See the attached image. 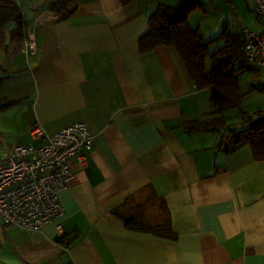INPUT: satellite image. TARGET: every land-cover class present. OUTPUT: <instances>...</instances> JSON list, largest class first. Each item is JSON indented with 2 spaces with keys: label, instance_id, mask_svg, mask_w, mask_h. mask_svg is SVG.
<instances>
[{
  "label": "crops",
  "instance_id": "crops-1",
  "mask_svg": "<svg viewBox=\"0 0 264 264\" xmlns=\"http://www.w3.org/2000/svg\"><path fill=\"white\" fill-rule=\"evenodd\" d=\"M12 1L23 37H11V24L0 30V98L14 101L0 110V153L39 144L28 134L35 122L48 134L84 122L92 147L84 165L71 162L60 218L38 231L0 222V264H264V160L248 145L231 150L228 130H186L211 116L209 90L196 87L173 47L138 50L150 13L176 0H68L64 16L52 9L57 0ZM200 1L188 24L204 40L226 27L264 29L252 0ZM27 34L34 54L21 51ZM239 86L264 108L256 62ZM235 123L234 132L243 128ZM126 216L170 227L136 230Z\"/></svg>",
  "mask_w": 264,
  "mask_h": 264
},
{
  "label": "trees",
  "instance_id": "trees-1",
  "mask_svg": "<svg viewBox=\"0 0 264 264\" xmlns=\"http://www.w3.org/2000/svg\"><path fill=\"white\" fill-rule=\"evenodd\" d=\"M132 1L134 0H121V3L126 5ZM67 2L68 0H57L52 4V9L60 11V16H64ZM197 9L204 10V4L200 0H176L172 4H157L147 18V32L138 39V50L144 53L157 46L173 47L196 87L209 90L211 110L207 115L211 116L185 122L186 130L220 132L228 119L223 113L235 109L239 125L243 128L234 132L231 123L228 133H234L231 135L230 149L248 145L254 159L264 160V108L257 107L248 111L242 103L246 92L239 86L240 71L251 63L243 55L245 38L240 30L232 31L226 27L213 39L204 40L199 28L188 24V16ZM9 24L13 26L11 37L22 39L23 14L20 7L12 0H0V30ZM216 42H221V45L211 51L210 46ZM208 64L210 71L206 74ZM13 103V100L0 98V110ZM122 218L130 228L162 235H167L168 231L165 229L170 227L168 221L152 226L136 216ZM60 241L68 244L63 238Z\"/></svg>",
  "mask_w": 264,
  "mask_h": 264
},
{
  "label": "built area",
  "instance_id": "built-area-1",
  "mask_svg": "<svg viewBox=\"0 0 264 264\" xmlns=\"http://www.w3.org/2000/svg\"><path fill=\"white\" fill-rule=\"evenodd\" d=\"M252 4L256 17L264 21V0H252ZM240 32L245 38L244 57L264 72V29L256 32L243 26ZM36 50L35 40L27 34L21 51L34 54ZM28 134L41 142L13 144L0 153V222L38 231L64 214L58 193L73 178L71 162L84 165L82 152L91 149L92 135L81 121L50 134L35 122L28 127ZM56 232L62 233L60 222Z\"/></svg>",
  "mask_w": 264,
  "mask_h": 264
},
{
  "label": "rangeland",
  "instance_id": "rangeland-1",
  "mask_svg": "<svg viewBox=\"0 0 264 264\" xmlns=\"http://www.w3.org/2000/svg\"><path fill=\"white\" fill-rule=\"evenodd\" d=\"M8 26H10V24L8 25ZM248 100H249V96H247L246 98H244L243 99V103H244V106H245V108L248 110V111H253L255 108V106H250V103H248ZM226 116L228 117V120H229V122L230 123H233V122H237L238 120H239V118H238V116H237V113H236V110L235 109H233V110H228V112L226 113ZM228 120H227V122H226V126H224L223 127V129H225L226 131L229 129V127H232L231 126V124H229V122H228ZM236 124V123H235ZM234 124V125H235ZM233 125V124H232ZM240 127L241 125H239V124H236V126L235 127ZM234 127V129H236ZM242 128V127H241ZM231 129V128H230ZM229 131V130H228ZM228 133V132H227ZM232 133H234V132H232Z\"/></svg>",
  "mask_w": 264,
  "mask_h": 264
}]
</instances>
